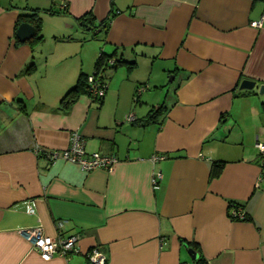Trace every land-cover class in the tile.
Returning <instances> with one entry per match:
<instances>
[{"label":"crops","instance_id":"1","mask_svg":"<svg viewBox=\"0 0 264 264\" xmlns=\"http://www.w3.org/2000/svg\"><path fill=\"white\" fill-rule=\"evenodd\" d=\"M64 2L68 13L55 0H0V264H87L95 245L107 264H197L191 249L206 264H264V94L239 88L264 83V0ZM28 8L43 21L33 47L16 37ZM88 12L98 25L112 15L107 30L80 26ZM102 52L136 65L106 71L101 102L83 93L60 108ZM163 102L155 121L136 123ZM73 132L115 164L85 171L37 153L68 147ZM233 202L250 220L232 219ZM62 219L77 250L44 260L22 231L57 238Z\"/></svg>","mask_w":264,"mask_h":264},{"label":"built area","instance_id":"2","mask_svg":"<svg viewBox=\"0 0 264 264\" xmlns=\"http://www.w3.org/2000/svg\"><path fill=\"white\" fill-rule=\"evenodd\" d=\"M62 2V8L65 6L64 0H55ZM262 21H253L252 25L260 26ZM113 62V59H110ZM88 83L90 87L91 96L93 99L105 95L108 89V84H104L103 80L98 78L95 74H91L88 77ZM144 90V86H141L138 90L141 93ZM258 147L264 152V143H259ZM36 151L38 154L46 155L51 161L57 158H63L70 162L78 164L82 170L90 171L96 168L110 169L117 158L113 154L103 153L101 151L88 152L86 149V139L78 132H73L71 136V144L61 150H46L40 146H37ZM166 155L159 154L152 156V161L164 159ZM162 173L156 172L153 178L154 186L157 187ZM27 211L34 213L36 211L33 204H28ZM232 214L239 218H244L246 213L242 208L232 209ZM65 220H59L57 222V228L59 230V236L53 238L47 235L42 226H36L27 230L22 231L23 236L32 244V246L39 252L40 256L44 260H49L54 255H60L68 257L71 253L77 250V242L79 235H65L62 233V229L65 226ZM87 264H107L108 253L99 245H95L90 248L87 252ZM180 264H191L188 261H182ZM202 264H206L203 262Z\"/></svg>","mask_w":264,"mask_h":264},{"label":"trees","instance_id":"3","mask_svg":"<svg viewBox=\"0 0 264 264\" xmlns=\"http://www.w3.org/2000/svg\"><path fill=\"white\" fill-rule=\"evenodd\" d=\"M28 10L29 11L20 14L19 20L17 22V27L22 22H29L32 25H34L36 32H35L33 37H31L29 40H27V42L33 47V46L39 44L40 42H42L44 39V37L42 35L43 21H42L40 9L28 8ZM62 10L64 13L65 12L68 13L67 4H65V6L62 8ZM50 11H51V13L58 12V10H53V9H51ZM111 17H112V15H110L107 20H104L103 22H101V24L98 25V24H95V16H94L93 12H88L87 14H84L83 16L76 18V22L80 26H82L85 30H87V31L92 30L94 32V36H97L100 33V31H106L107 30V28L109 27V21H110ZM17 27H16V30H17ZM116 55H117L116 52L111 54V55L102 52V53H100V55L96 59L95 71L93 74H95L98 78L102 79L104 84L109 83V77H108V75H106V71L108 69L115 68V67L120 66L122 64H126L128 66V68L131 69L136 65L135 61L134 62H132V61L127 62V61H124L122 58L116 57ZM110 59H113L112 63L110 62ZM33 66H35V64L32 62L28 66V70H30ZM89 75L85 74L84 72L79 74L75 85L70 90H68L66 92V94L62 97V99L60 101V108H62L64 110H68L70 108V106L78 99V97L81 94L85 93V94L91 95L90 87H89V83H88ZM140 87L141 86L139 85L137 87V90H136V94H135L136 100H139V96L141 94L138 92ZM103 98H104V95L101 97H98V98L96 97L95 100H97L98 102H101ZM166 108H167V106L164 102L160 103L159 105L154 106L144 118H140V120L137 119L136 123L138 125H141V126L148 125L151 122L155 121L161 114H163L164 111L166 110ZM223 165H224L223 161H218V162L214 161V163L212 164V175L213 176L219 175L222 171ZM233 206H235L237 208V207H239V204H237L235 202L230 204L231 210H232ZM230 216L232 217V219L250 220V217L247 214L244 216V218H239L237 216H234L231 212ZM196 263L197 264L203 263L200 256L196 260Z\"/></svg>","mask_w":264,"mask_h":264},{"label":"water","instance_id":"4","mask_svg":"<svg viewBox=\"0 0 264 264\" xmlns=\"http://www.w3.org/2000/svg\"><path fill=\"white\" fill-rule=\"evenodd\" d=\"M35 32H36V29H35L34 25H32L29 22H22L17 27L16 36L21 42H25V41L29 40L31 37H33ZM257 86L259 88V92L261 94H264V83L257 85L256 80L244 79L241 82L239 88L240 89H254ZM189 252H190L193 260H197L200 256V254L194 249L189 250Z\"/></svg>","mask_w":264,"mask_h":264},{"label":"rangeland","instance_id":"5","mask_svg":"<svg viewBox=\"0 0 264 264\" xmlns=\"http://www.w3.org/2000/svg\"><path fill=\"white\" fill-rule=\"evenodd\" d=\"M172 77V76H171ZM171 79V78H170ZM167 87L164 89V92H163V95H165L166 94V91H167Z\"/></svg>","mask_w":264,"mask_h":264}]
</instances>
